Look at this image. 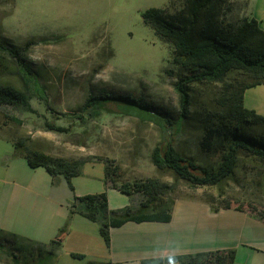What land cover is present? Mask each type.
Masks as SVG:
<instances>
[{
	"label": "trees",
	"instance_id": "1",
	"mask_svg": "<svg viewBox=\"0 0 264 264\" xmlns=\"http://www.w3.org/2000/svg\"><path fill=\"white\" fill-rule=\"evenodd\" d=\"M229 0H169L164 8L141 12L144 25L171 51L165 74L173 78L178 97V113L170 114L144 99L112 94L104 89L90 93L79 108L82 114L98 115L109 105L122 115H135L160 124L163 132L198 134V157L175 148L172 138L155 145L150 158L153 166L167 173L170 184L150 179L132 185L118 182L114 170L104 163V180L130 198L131 205L120 210L108 208L105 194L84 197L74 212L100 225L108 241V230L128 221L169 222L179 185L190 191L202 190L213 212L233 209L264 222V116L247 109L243 95L247 89L264 85V31L253 18H231ZM27 41L16 46L0 36V109L19 108L35 114L30 102L46 103L37 85L36 73L27 60ZM20 83V85H16ZM51 110V109H49ZM10 122L19 121L4 115ZM7 121L0 125V136ZM56 132L63 127L48 124ZM15 157H23L33 167H46L54 175L70 179L80 175L85 160L48 156L33 149L27 138L7 136ZM199 160H198V159ZM247 171L255 185V198L229 193L240 171ZM211 191H214L211 192ZM134 197L135 201H134ZM57 238L40 244L0 229V254L14 264H51L61 246ZM233 264L234 251L224 250L144 261L142 264ZM87 264H120L92 261Z\"/></svg>",
	"mask_w": 264,
	"mask_h": 264
},
{
	"label": "rangeland",
	"instance_id": "2",
	"mask_svg": "<svg viewBox=\"0 0 264 264\" xmlns=\"http://www.w3.org/2000/svg\"><path fill=\"white\" fill-rule=\"evenodd\" d=\"M168 1L0 0V36L16 46L33 42L26 57L46 100L45 104L31 100L35 114L19 108L0 109V125L7 121L0 136V181L28 180L36 184L34 204L45 210L40 235L43 243H39L62 239L51 264L92 262L84 255L91 244L80 238L91 235L80 221H92L74 212L84 197L77 195L73 186H94L92 189L96 190L104 177L102 161L115 169L112 175L120 183L132 185L157 179L170 184L171 177L156 170L151 162L155 145L171 137L176 149L198 157V134L193 129L178 135L163 132L160 124L122 115L113 105L98 115L79 111L87 95L104 89L112 94L140 97L170 114L178 113L174 80L164 72L169 68L171 51L141 19V12L164 8ZM231 8L233 19L240 8L234 4ZM4 115L16 118L20 124L10 122ZM48 124L67 132L52 131ZM15 135L27 138L33 149L48 156L85 160L81 176L72 177L69 185L49 168L33 167L25 158L15 157L7 139ZM252 181L243 170L235 182L228 183L227 189L233 195L252 199L256 194ZM123 197L130 206V198ZM173 197L203 201L205 196L202 190L190 191L179 185ZM0 264L14 263L0 254Z\"/></svg>",
	"mask_w": 264,
	"mask_h": 264
},
{
	"label": "crops",
	"instance_id": "3",
	"mask_svg": "<svg viewBox=\"0 0 264 264\" xmlns=\"http://www.w3.org/2000/svg\"><path fill=\"white\" fill-rule=\"evenodd\" d=\"M229 1L240 8L234 14L235 18H253L264 31V0ZM256 94L260 98H256ZM243 104L247 109L264 116V85L247 89ZM10 171L7 173L10 174ZM16 178L20 179L18 176ZM59 182L61 185L62 181ZM35 186L34 182L28 180L11 183L0 181V229L43 243L40 235L44 228L45 210L34 204ZM96 186V190L92 189L94 186L81 184L80 187L76 184L73 187L81 197L104 193L109 209L127 206L123 197L127 195L112 188L104 177ZM80 222H83L80 224L82 228L91 233L84 237L80 235V238L91 244V247L85 248L84 255L92 261L142 264L144 261L233 250V264H264V222L233 209L213 212L201 200L177 198L173 202L169 222L128 221L119 227L110 228L108 241L101 236L97 222Z\"/></svg>",
	"mask_w": 264,
	"mask_h": 264
},
{
	"label": "built area",
	"instance_id": "4",
	"mask_svg": "<svg viewBox=\"0 0 264 264\" xmlns=\"http://www.w3.org/2000/svg\"><path fill=\"white\" fill-rule=\"evenodd\" d=\"M168 264H177V263H175V262H171V263H168Z\"/></svg>",
	"mask_w": 264,
	"mask_h": 264
}]
</instances>
